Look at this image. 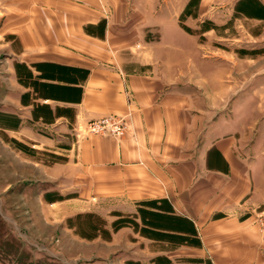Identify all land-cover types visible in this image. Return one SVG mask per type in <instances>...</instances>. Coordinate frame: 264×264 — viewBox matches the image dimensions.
Returning a JSON list of instances; mask_svg holds the SVG:
<instances>
[{"label": "crops", "instance_id": "0c3cea01", "mask_svg": "<svg viewBox=\"0 0 264 264\" xmlns=\"http://www.w3.org/2000/svg\"><path fill=\"white\" fill-rule=\"evenodd\" d=\"M192 1L0 0L14 74L31 72L0 107V131L55 153L78 200L136 214L139 248L151 251L139 264H264V106L202 56L185 27ZM103 115L126 117L127 133L78 136Z\"/></svg>", "mask_w": 264, "mask_h": 264}, {"label": "rangeland", "instance_id": "374dc122", "mask_svg": "<svg viewBox=\"0 0 264 264\" xmlns=\"http://www.w3.org/2000/svg\"><path fill=\"white\" fill-rule=\"evenodd\" d=\"M236 1L199 10L193 0L184 16L191 25L185 27L199 34L200 52L208 62L221 61L226 81L238 86L236 96L249 92L252 102L264 106V18L245 16L232 6L249 4L255 10L258 3L262 7L255 11L264 13V0ZM1 11L7 8L0 6V107L24 86L23 68L16 64L13 71L18 42ZM255 106L251 116H258ZM57 161L53 152L14 146L0 131V264H139V253L150 257V250L139 248L136 214L78 200L70 178L59 177ZM260 177L264 185L263 165Z\"/></svg>", "mask_w": 264, "mask_h": 264}, {"label": "built area", "instance_id": "2783aa9c", "mask_svg": "<svg viewBox=\"0 0 264 264\" xmlns=\"http://www.w3.org/2000/svg\"><path fill=\"white\" fill-rule=\"evenodd\" d=\"M85 127L79 128L78 136L90 134L122 136L128 131V123L126 117H118L114 115H103L87 121ZM257 221L261 224L264 233V211L258 214Z\"/></svg>", "mask_w": 264, "mask_h": 264}, {"label": "trees", "instance_id": "16d2710c", "mask_svg": "<svg viewBox=\"0 0 264 264\" xmlns=\"http://www.w3.org/2000/svg\"><path fill=\"white\" fill-rule=\"evenodd\" d=\"M17 66H20V68H21V67L23 68V69H20V78H21V81H22V82H25V77H27V78L30 77L31 72H30V70H29L28 68H26V66L23 65V64H17ZM22 72H23V74H22ZM17 145H18L19 148H21L22 150H26V147H25L23 144L18 143ZM137 224H138V222H137Z\"/></svg>", "mask_w": 264, "mask_h": 264}]
</instances>
